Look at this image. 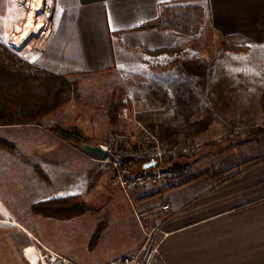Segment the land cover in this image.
<instances>
[{
	"label": "crops",
	"instance_id": "obj_1",
	"mask_svg": "<svg viewBox=\"0 0 264 264\" xmlns=\"http://www.w3.org/2000/svg\"><path fill=\"white\" fill-rule=\"evenodd\" d=\"M45 5L46 33L41 32L34 47H23L28 51L19 54L31 63L80 85L87 76L128 84L122 73L130 62L168 67V82H174L171 68L181 64L187 51L195 49L204 61L208 59L204 57L211 49L204 44V34L221 43L235 38L248 43L249 57L238 53L225 64L229 72L219 74L216 81L237 85L231 91L222 90L217 98L232 99L233 113L239 107L238 97L250 100L240 104L248 114L256 110L255 100L264 90V62L256 58V51H264V0H45ZM168 5L200 7V32L185 35L160 29L157 23ZM41 19L22 45L32 42ZM148 24L153 26L145 27ZM197 35L201 39L194 45L192 38ZM179 50L184 56H178ZM80 98L76 96L41 124L0 125V264H25L22 248L27 243H18L17 236L28 227L52 251L57 250L53 241L70 240L74 253L60 254L77 264H107L134 253L143 243L141 223L130 231V214H121L114 221L119 230L109 226L112 221L105 224L97 246L84 258L75 246L79 241L89 242L99 214L58 219L31 211L38 201L75 195L87 198L109 179L102 170L103 160L51 131L64 123L61 116L67 113L76 123L79 110L93 116V124L99 121L95 116L104 115L112 127L107 120L108 104L100 96L92 103ZM202 169L204 158H197L187 179ZM140 192L131 197V203L138 213L157 211L158 226L165 233H159L157 241V257L163 264H264V160L230 171L219 183L161 180ZM163 203L169 204V211L158 210Z\"/></svg>",
	"mask_w": 264,
	"mask_h": 264
},
{
	"label": "rangeland",
	"instance_id": "obj_2",
	"mask_svg": "<svg viewBox=\"0 0 264 264\" xmlns=\"http://www.w3.org/2000/svg\"><path fill=\"white\" fill-rule=\"evenodd\" d=\"M32 1L36 3L32 17L25 30L20 33L24 15H26L28 10L25 1L0 0V42L17 54L28 51L24 49L26 45L20 46L19 44L23 40H27L28 42L30 31L39 19L42 18L38 32L29 45L34 47L36 43L35 38L41 36L42 30L47 29L46 15L48 7L45 5V0ZM15 33H20L18 40L15 38ZM192 39L195 45L201 37L197 35ZM204 44L208 49H211L209 52L207 51L209 56L204 57L208 59L204 61L195 49L191 52L187 51L186 58L183 57L180 60L181 64L171 68V73H175L174 82H168V67L143 66V63L139 62H130L129 67L123 71L122 78H127L128 84L110 83L100 79H96L95 81L88 76L81 78V85L69 80L75 87L72 99L55 112L62 111L76 96L78 98L81 97V101L88 103H92L96 100L97 96H100L108 104L107 120L110 118L109 122L113 125L111 127L105 122L104 115L95 116L99 121L93 124L91 119L93 116L79 113V110L75 114V117L78 116L76 123L72 120L71 114L67 113V115H63V118L61 116L64 123L54 125L53 128L76 129L84 137L85 142L97 145L106 144L112 136L121 135L124 138V142L121 141V143L114 146L117 152H121L125 148L140 149L152 143L161 145H168L174 142L191 143L198 147L197 154L193 158H190L189 161L176 165V167L185 168V173L182 176L176 179H169L170 181H177V183L197 179L219 183L228 177L230 171H240L250 164L263 161L264 137H250L248 129L254 126L264 127V90L262 95L258 96L255 100L256 110H251V112L253 111L251 114H248V110L244 109V107L240 108V104H248L250 100L238 97L237 104L239 107H236L237 110L233 113L232 99L217 98V95L221 94L222 90L231 91L236 87L234 85L237 84L218 82L216 79L220 78L219 74L229 72L230 68L229 66H225V64L233 57H237L238 53H245L246 57H249L248 43L235 38H228L224 40V43H221L211 36L204 34ZM180 53L184 56V52L179 50L177 52L179 57ZM204 53L206 52L204 51ZM256 53L257 61L263 63L264 51H256ZM150 60H148L149 65L151 64ZM261 69L263 70L264 68ZM219 71L220 73H218ZM111 86L114 88L112 91L109 89ZM113 101L119 104L118 115L114 122H112L109 114V108ZM251 102L254 103L253 100ZM71 144L82 149L74 143ZM201 157L204 158V169L187 179L191 164ZM102 170L105 174L109 175L108 181L102 183L103 186L101 185L100 187L99 184V188L95 189L94 193L87 198L83 195H75L86 204L84 214L87 212L89 214H99V217L96 219L98 223L96 226H91V228H94V233L89 242L84 243L79 241L75 246V252L84 258L89 256L90 251L94 250L97 246L105 224H109L112 221L113 224L111 225L110 223L109 226L119 230V223H114V221L121 214L123 216L124 214H130L129 219H127L130 231L135 228V223H141L140 225H142L143 243L138 250L147 243V240L150 238L148 234L154 227L158 226L156 219L157 211L148 212L146 210V212L138 213L131 203V197L142 194L140 192L142 189L154 184L126 188L115 180L113 172L106 162ZM136 171L138 170H134L133 172ZM126 190L129 191L127 192ZM164 205L165 203L158 210H162ZM97 233L99 235L95 240ZM158 236L159 232H153L151 237L152 246L157 245ZM17 241L18 243L26 241L27 244L22 248L23 252L25 247L30 245L38 246L41 251H52V249L40 242L31 227L24 228L22 233L18 234ZM53 244L57 249V252L52 251L55 254L65 251L70 252L73 248V244L67 239L53 241ZM157 256L152 264H163ZM23 257L25 264H31L24 253ZM70 260L74 264H77L72 259Z\"/></svg>",
	"mask_w": 264,
	"mask_h": 264
},
{
	"label": "trees",
	"instance_id": "obj_3",
	"mask_svg": "<svg viewBox=\"0 0 264 264\" xmlns=\"http://www.w3.org/2000/svg\"><path fill=\"white\" fill-rule=\"evenodd\" d=\"M203 22V11L198 6L168 5L162 10L158 27L185 35H196ZM151 27L148 24L145 27ZM74 85L66 75L48 71L29 62L0 42V125H37L64 104L71 101ZM112 122L118 115L119 104L112 102L109 108ZM51 131L62 139L81 147L85 142L78 130L61 127ZM250 137H264V127L248 129ZM143 164L135 160H121L119 171L142 170ZM200 177V176H198ZM32 212L47 217L70 219L86 211V204L79 197L69 196L38 201L32 204ZM95 236V240L98 237Z\"/></svg>",
	"mask_w": 264,
	"mask_h": 264
},
{
	"label": "built area",
	"instance_id": "obj_4",
	"mask_svg": "<svg viewBox=\"0 0 264 264\" xmlns=\"http://www.w3.org/2000/svg\"><path fill=\"white\" fill-rule=\"evenodd\" d=\"M24 1L29 9L32 5V0ZM45 33L46 30H42L41 35ZM29 46V44L26 45V48ZM123 140V136L115 135L110 138L108 143L101 146L108 153V158L104 162L112 170L115 180L126 188L143 187L148 184L157 183L160 180L176 179L182 176L185 173V168L176 167V165L189 161L190 158H193L197 154L198 150V147L191 143L174 142L168 145L152 143L140 149L125 148L121 152H117L114 146L121 143V141L124 142ZM129 158L143 164L155 161L156 165L136 172L119 171L121 159ZM162 209L169 211V204H165ZM155 231L165 235L159 226L154 227L148 234L150 238L147 240V243L136 253L121 256L107 264H152L158 253V245H151V237ZM29 248H33L32 252L28 251ZM24 255L31 264H74L68 257L55 254L52 251H41L36 245L25 247Z\"/></svg>",
	"mask_w": 264,
	"mask_h": 264
},
{
	"label": "water",
	"instance_id": "obj_5",
	"mask_svg": "<svg viewBox=\"0 0 264 264\" xmlns=\"http://www.w3.org/2000/svg\"><path fill=\"white\" fill-rule=\"evenodd\" d=\"M81 148L87 152L88 154L101 159V160H106L108 158V153L107 151L103 148L101 145H93L87 142L82 143ZM156 162L155 161H150L147 162L143 165L144 169H148L152 166H155Z\"/></svg>",
	"mask_w": 264,
	"mask_h": 264
},
{
	"label": "bare ground",
	"instance_id": "obj_6",
	"mask_svg": "<svg viewBox=\"0 0 264 264\" xmlns=\"http://www.w3.org/2000/svg\"><path fill=\"white\" fill-rule=\"evenodd\" d=\"M35 2L34 1H32V5H31V7L27 10V12H26V15H24L25 17H24V20H23V25H21L22 27L20 28L21 29V32L20 33H22L23 32V30H25V28L27 27V25H28V23H29V21H30V19H31V17H32V12H33V10H34V8H35ZM24 11V10H23ZM13 29H15V28H13ZM18 29V28H17ZM14 31V30H13ZM20 33H15L14 35H15V38H17V40H18V37H19V34ZM12 38V37H11ZM12 43V42H11ZM14 44V43H13ZM20 46H24V45H22V44H19ZM32 250H33V248H29L28 249V251L29 252H32Z\"/></svg>",
	"mask_w": 264,
	"mask_h": 264
}]
</instances>
